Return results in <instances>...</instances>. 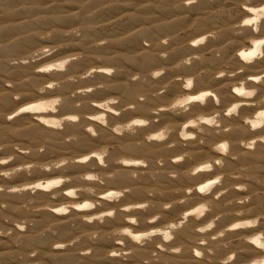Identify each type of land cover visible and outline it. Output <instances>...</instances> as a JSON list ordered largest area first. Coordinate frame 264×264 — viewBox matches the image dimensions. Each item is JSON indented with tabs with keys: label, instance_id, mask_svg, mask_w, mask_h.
<instances>
[{
	"label": "rangeland",
	"instance_id": "374dc122",
	"mask_svg": "<svg viewBox=\"0 0 264 264\" xmlns=\"http://www.w3.org/2000/svg\"><path fill=\"white\" fill-rule=\"evenodd\" d=\"M247 4L264 6V0H194L193 3H189L188 0H0V62L2 63L0 69V130H3V135L0 136V160L11 158L8 163L0 164V172L10 173L7 177L0 175V264H101L94 254L104 253L108 256L112 250H116L115 257L123 264H172L170 261H163L160 256L170 253L171 250L167 247L150 252L147 258L136 259L133 256L134 246H145L152 242L154 236L141 238L137 242L132 237L123 235L119 227L109 230L106 233L108 241L104 247L98 248V233L94 227L105 224L104 220L107 222L108 218L113 217L112 215L87 222L83 215L74 214L69 209L67 213L59 216H46L45 226L36 230V218L43 212L49 211L50 205L48 199L41 198V194L29 186L38 175L34 168L39 164L54 163L60 159L71 160V154L74 158L77 155L86 154L88 149L75 153L48 154V147L43 140L32 141L16 135L13 130H7L6 127L17 126L18 123L26 127L35 122L34 114L24 113L19 115V122L16 123L14 120L18 116L10 115L18 107L38 101L52 102L54 99H59L60 104L54 105L57 111L53 112L51 107L49 109L53 114L52 117L62 122L61 127H56V130L62 132V140L70 143L75 136L67 131V124L78 122L85 124L82 121L83 117L95 111L92 106L94 103L100 104L109 99H116L118 103L109 106L116 108L118 120L115 124L118 125L132 119H147L150 112L164 106L166 107L165 112L168 113L172 122L157 117L153 119L154 122L150 121L146 127H148V134L159 132L165 128L171 129L167 139L158 141L159 143L167 142L166 146L170 150L168 154L155 158L156 168H154L150 180H156L160 173H163L168 179L176 180L179 173L175 167L181 163H187L188 168L192 169L197 164L214 162L211 156L195 157L192 153L187 152L188 141L197 139H183L180 136L181 126L187 120H196L195 126H192L195 135H204L208 133L209 129L218 132L215 128L219 127L220 123L213 125L201 123L199 117L200 115H217V119H220L218 116L221 117L225 114V109L227 110L231 106L232 101L228 99L217 104L216 109L219 110V113L215 109L192 112L191 104L186 106L183 104V107L177 106L175 109H172L171 105L173 102L182 101L191 95L182 91L188 78H193L195 81L190 88L195 91L194 93L206 90L218 93L222 89L227 95L241 84L255 89L248 86L245 76H238V72L243 74L248 71L240 68L237 69V72L226 73V76L219 77L221 83L218 85L211 79L199 81L200 78L205 77V69L187 73L180 70L176 63L171 67L164 63L169 55L173 37H177L184 44L189 45L195 38L206 32L210 41L215 42L219 40L220 30L231 27L234 29L233 35L238 37V46L250 45L251 34L248 29L251 33L264 34V28L261 26L255 28L253 25L241 26L246 18L243 11ZM21 24L28 25L26 29H31L30 33L33 37L21 43L19 47L12 46L10 43L12 39L24 29L8 31L7 28ZM149 30L153 32V35L142 34ZM171 30L174 32H169ZM132 38L134 40L127 42ZM206 43H208L207 40L194 48L198 49ZM45 47L50 52L46 56L42 53V49ZM231 49L232 55L236 56L237 49ZM147 52H152L156 56V60L146 63L144 55ZM195 52L193 55L201 56L200 52ZM72 57L75 59H71ZM191 57L192 55L184 56L182 59L187 60ZM256 58L258 57H255L254 60ZM63 59L70 61L64 71L53 69L37 75L38 68ZM228 63L227 61L223 63L222 68L230 70L231 65ZM99 67H105L112 71L111 73L107 71L105 76H98L94 70ZM168 68L174 69V72L169 74ZM157 71H162L163 74L155 77L153 73ZM34 76H38V80L33 82ZM65 82H69L67 88L63 87ZM49 84L52 87H46ZM116 84L120 86L118 89L110 88V85ZM170 85H175L176 90L170 92L168 90ZM89 89L91 90L89 91ZM128 90H133L131 97L127 95ZM263 96L264 88L256 89V94L250 97L254 103L250 107L259 106L263 101ZM140 103L145 106L144 109L138 108ZM185 109L187 110L185 111ZM124 113L125 117L122 118ZM68 114L77 115L79 118L75 121H67L65 117ZM252 114V108L245 112L226 114V128H232L234 120H238L242 126L247 125L244 118ZM13 121L14 123H12ZM83 124L82 130L86 133L87 126ZM104 124L108 125V121L106 120ZM94 133V135L91 133L90 135L96 137L98 132ZM252 133L251 131L240 137L242 147L246 146L245 142L250 140ZM262 138L259 145H252V149H250L254 151L261 147L263 150L261 159H250L243 162L239 155L230 156L228 151L226 158L234 163V167L224 171L223 166H218L216 169L212 168L214 170L208 173L195 175L198 177V182L207 178L222 177L221 181L216 184L217 186H222L224 179L228 181L226 189L213 195L216 204L210 201H192L191 193L187 192L189 186L192 185L190 181L171 186L172 196L162 195L166 189L156 192L150 190L145 197L130 200L132 202L141 201L144 203L143 205H146L143 207V211L147 213V216L153 217L154 226L150 227L138 221L133 224L131 230L144 233L151 228H165L171 221L180 218L187 208L206 203L210 210L202 217H198L197 220L203 224L213 220L214 227L208 230L209 232L218 227L224 229L232 223L242 220L257 221V223L248 228L232 231L231 236L224 241L221 240L225 238V232H223V236L220 235L221 232L214 235V238L211 236V241H218L217 243L221 245L222 249L219 252H216V244L207 242L208 244H205L202 249L190 244L188 246L189 253H196L197 249H199V253H245L242 247L247 243L248 237L254 234H260L264 244V235H262L264 234V134ZM202 141L199 145H202L204 150L212 147L211 142L204 144ZM214 141L231 143L227 136L224 137L221 134H217ZM101 144L99 146L98 143V147L95 145V149L93 147L89 150L98 152L105 150L107 152L108 150L106 159H104L105 165H101L107 168L109 166L107 157L113 146L110 144L107 147V143ZM173 159H179L174 166L163 165L166 164V161ZM87 161L89 162V160ZM29 164L32 167L28 169L26 165ZM148 164L149 162H145L143 167L146 168ZM93 166L97 170L95 165H91L88 167L89 170L92 169L91 172L94 171ZM17 169L19 170L17 171ZM94 182H87L83 185L86 187H80L86 192L76 193L77 197L92 199L98 191L120 189L115 185H107L105 180L104 183L97 186L95 185L98 184V181ZM89 183L94 187L92 185L88 187ZM164 185H170V183L164 182ZM251 185L256 187L252 192L250 191ZM235 187H239V189H235ZM14 188L18 190L12 191ZM232 189L235 191L230 193L229 191ZM52 191L53 189H50L45 193L51 198L57 199L58 194ZM113 200L118 199L113 198ZM113 200L108 202L112 203ZM60 202L68 205L65 200ZM156 202L159 203V208L152 209ZM97 207H100V210L106 209L102 203L97 204ZM175 207L178 208L176 215L166 213ZM62 216L67 217V228L69 229L67 234L62 233L59 228L58 218ZM217 217L219 218L217 219ZM94 222L96 225H93ZM85 223L89 225L88 230L85 232L78 230ZM37 234L46 238V244L34 241L33 238ZM117 242H121V244L117 246ZM57 244L63 245L56 249ZM183 252L180 247L175 254L180 255ZM255 253H264V250L261 248ZM70 254L74 256V259L64 260V257ZM256 258H262V255H257Z\"/></svg>",
	"mask_w": 264,
	"mask_h": 264
},
{
	"label": "bare ground",
	"instance_id": "6f19581e",
	"mask_svg": "<svg viewBox=\"0 0 264 264\" xmlns=\"http://www.w3.org/2000/svg\"><path fill=\"white\" fill-rule=\"evenodd\" d=\"M243 13L244 15H246L245 20L255 21V23L250 24V25H253L255 28L259 26L264 28V6H253L252 4H247L244 7ZM244 21L241 26H250V25H246ZM27 27L28 25L26 26V25L21 24L17 26H9L7 28L8 31L9 30L12 31L15 29H22V30L24 29L22 32H18L16 34L17 36H15L12 39V41L10 42L12 46L19 47L21 43L33 37L32 34L30 33L31 29H26ZM169 32H174V31L171 30ZM248 32L251 34L250 45L243 44L241 47L237 45L238 37L233 35L234 29H232L231 27L223 28L222 30H220L219 40L215 42L210 41L209 35L206 32L201 34L200 36L195 38L193 41L201 37H207L206 40L208 41V43H206L204 46L198 49L194 48L197 44H194L193 42L188 45V44H184L179 38L173 37L171 47L169 48V55L165 59L166 63L164 64H166L168 67H171L174 63H176L178 64L180 70H183L187 73H195L198 69H205V72H206L205 77L200 78L199 81L203 82L204 79H211L212 82L218 85L221 83L219 79V77H222L220 76L221 72L224 73L223 76H226V73L235 72V71L237 72V69L241 68V69H244L245 71H248V73L242 74L238 72L239 73L238 76L239 77L245 76L248 86L254 87L255 90L256 89L261 90V88H264V55L261 57L259 53H264V44H260L258 42L260 40H264V34L251 33L250 29H248ZM142 34L151 36L153 35V32L149 30L146 32L145 31L142 32ZM132 40L134 39L132 38L127 42H131ZM231 48L237 49L238 52L236 56L232 55ZM195 51L200 52L201 56L197 57L195 56V54L193 55V53H196ZM189 55H192V57L187 58V60L190 59L191 63H185V60H183L182 57L189 56ZM245 57H248V59H245ZM255 57H258V58L254 60ZM111 60H114V59H111ZM154 60H156V56L152 52H147L144 55V61L146 63H150ZM226 61L229 62L228 63L229 65H231L230 70H226V68L225 69L222 68L223 63H226ZM1 68H2V63L0 62V69ZM168 69H169V74L174 72V69L172 68H168ZM94 72L98 76H105L107 69L105 67H99L98 69L94 70ZM41 73L42 72H38L37 75H40ZM32 80L33 82L34 80L35 81L38 80V76H34ZM194 83L195 81L193 80V84ZM68 85H69V82H65L63 84V87L67 88ZM46 87H48V85ZM119 87L120 86L117 84L110 85V88H113V89H118ZM240 87H242L244 91L252 90V88H248L244 84H241L240 86H237L236 88H240ZM168 90L170 92L175 91L176 86L170 85L168 86ZM132 91L133 90H128L127 95L131 97ZM182 91L185 93L191 94L187 98L182 100L181 102H184L183 104H185V106L188 104H191L192 112H199V111H205L209 109H213V110L215 109L216 112L219 113V110L216 109L217 107L216 105L221 102L223 103L224 101H227L229 99V101L230 100L232 101V104L229 108H231L233 105L239 104V108L237 109L238 113L241 111L245 112L246 110L252 108L253 114L251 116H245L244 119L247 125L242 126L240 125V122H238V120L237 121L234 120L233 122L234 124L232 128H228V129L226 128V114H229L228 112L229 108L227 110L225 109V114L223 116L221 117L218 116V118L220 119H217V115H214V116L200 115L199 121L201 123H204L203 121L207 119L215 118L216 123L221 124V125L219 124V127L216 125L217 127L215 128L217 129L219 133L213 132V130L209 129L208 133L204 135H195V133L193 132V129H192L193 123H190V122L196 123V120H187L186 122H184L181 126L180 132L182 131L185 132V134L189 136L188 139H193V138L197 139V140L188 141L187 152L192 153V155L195 157L211 156V158L214 159V162H206L202 164H197L192 169L188 168V166L186 165L187 163L178 164L175 167L179 173V176L177 177L176 180L168 179L163 173H160L156 177V180L154 181L150 180L153 174L154 168H156L155 158L160 155L168 154L170 150L166 146L167 142L159 143L157 140H148L147 137L149 135H153L157 132L148 134V127L146 126H134V128L136 129L135 132H130L127 130H125L123 134H119L115 132L113 130L114 128L118 126H123L131 122L133 119L121 125L115 124L117 123L116 121L118 120V117H116L117 112L114 106H110L111 108L114 109V111L109 113L107 112V110L105 109L103 110L100 107H98L99 104L94 103L92 105L95 111L93 113L90 112L91 114L89 113L88 116H84L82 120L85 123V124L83 123L82 124L87 126V129H86L87 134L84 133V131L82 130L83 127H82V124H80L81 122L67 124V131L75 136L74 139L70 143L64 142L62 140V137H63L62 132L56 130L54 123L45 124L43 122L45 119H48L50 121L58 120L52 117L53 114L49 109L51 102L38 101V102H33L31 104H27V105L34 104L38 106L39 111L35 113L19 112V109L21 107H24L27 105H22L18 107L17 109H15L11 113L10 116H13V117L18 116V118L14 120L16 121V123L19 122V115L24 114V113L34 114L35 122L30 123L26 127H23L25 125L18 123L17 126L10 125L6 127V129L13 130L16 135L26 137L35 142H37L38 140H43L48 147V151H47L48 154H52L55 152H60V153L61 152H65V153L72 152L73 153L74 152L75 153L80 150L88 149V152L86 154L77 155L74 158H72L73 154H71L72 156L71 160H68L69 161L68 162L66 159L67 163H62L65 160L60 159L59 161H56L54 163L39 164L38 166L34 168L35 171L38 173V175L36 176V178L34 177L36 180L31 185H29L30 188H32V185L36 183H47L50 180H54V179L63 180L62 184L52 188L53 189L52 192L58 194L57 199L51 198L47 193H45L46 190L44 189H35L38 192V194H41V198L48 199L49 205H50L49 211L43 212L41 215H39V217L37 216L38 218H36V230L41 229L42 227L45 226L47 222L46 216H49V215L59 216L63 214V213L56 211V209L60 207H67L74 214L83 215L87 222L90 220L94 221L102 217L104 218L106 216H109L106 213L112 212L113 217L111 219L108 218L107 222L104 220L105 224L97 226L95 222L93 223V225H96L94 229L97 230L96 232L98 233V240H99L98 248L104 247V244L108 241V239L106 238V233L109 230H111L113 227H119L121 229L122 234L125 236H128L127 234L123 233V229L125 228L129 229L133 233L134 236H140L141 238L147 237L143 235L144 233H148V232L154 233L153 235H151V237L154 236V238H152L151 243H148L145 246H134L133 256L139 260L149 257L150 252L152 251H159L163 249L164 247H167L168 249L171 250L170 253L161 254L160 256L162 257L163 261L164 260L170 261L172 262V264H261V262H264V253H255L256 251H258V249H261V248L258 245L251 243V239L260 234H254L248 237L247 243L244 244L242 247L245 253H229V254L227 253H199V249L196 250V253H189L188 246L190 244L195 245L196 247H199L202 249L205 244H208L210 242L211 244H216V252H219L221 251L222 247L220 244L217 243L218 241H211V236H213L212 238H214V235H217L219 232H225L226 236L224 239L221 240V241H224L229 236H231L232 231L248 228V227H243V228L232 229L230 227L234 223L242 222L243 221L242 220V221L234 222L224 229H221L218 227L215 230L209 232L206 226L208 223H214V221L210 220V222L203 224L202 222L197 220L198 217L200 216L196 211V209L201 204H204L205 206H207L206 203H200L199 205L195 207L187 208L186 210L183 211L180 218H178L176 221H171L169 223V225L171 224L179 225V227L177 228L172 229V228H169V225H168L165 228H151L147 232H144V233H137L131 230V227L133 226V224L138 221L150 227L154 226L153 220H152L153 217L147 216V213H145L143 211V207H141V205H143L144 203L141 201L132 202L130 200L132 198L145 197L147 192L150 190H153L156 192V191L166 189V191L163 190L164 192L162 193V195L172 196L171 195L172 193L170 191L171 186L175 184L178 185L185 181H190L192 182V185L189 186L187 192L191 193L190 199L192 201L194 202L210 201L213 204H216V202L214 201L215 197L213 195L219 193L223 189H226V187L228 186L227 185L228 181L224 179L222 186H217L216 184L213 185L208 194V192L206 193L201 192L200 188L204 184H207L210 181L214 180L216 177L207 178L203 181L198 182L197 181L198 177H196L195 175H200L202 173H208L209 171L214 170V169H211V170L203 169L202 165L204 164H212L213 165L212 168L214 167L215 169L218 168V165L215 164V161L218 159L223 161L222 166H223L224 171H226V169L234 167V163H232L230 159L226 158V155L224 153H221L220 151L216 150L217 146L220 143L227 142V141H222V142L214 141V139L216 140L217 134L218 135L221 134L224 137L227 136L230 139L231 143L230 144L228 143L229 144L228 154H230V156L237 154L240 156V160L243 162L249 161L250 159L258 160L262 158L263 150L261 147H258L257 149L254 148L255 149L254 151H251L250 149H252L251 148L252 145H256V146L259 145V142L262 141L263 139L262 137L264 134V114L262 113H264V96H263V101L261 102V104L253 108V107H250L254 104L253 100H250V97L241 95L236 91H233L232 93L226 95L224 94V91L222 89H220L218 93H215L214 91H211V90H206V91H211L214 95L206 97V100L204 103H201L198 100L190 99L193 96L199 95L203 91L194 93L195 91L193 89L185 88V87H183ZM173 104H177V106H180V103H178V101L173 102L172 105ZM138 108L144 109L145 106L140 103L138 104ZM165 110H166V107L164 106L161 108H157L156 110H153L152 112L149 113V116L146 120L150 122L157 117H161L162 120L164 119L166 121L172 122V119H170L168 113L165 112ZM100 114L106 115V120L108 121V125H105L104 123L102 124L99 121L92 119L93 116L100 115ZM68 116H73V114H68L66 117ZM124 117H125V113H124V116H122V118ZM66 120L71 121L68 119ZM14 121L12 123H14ZM152 122H154V120ZM253 124H258L259 127L253 128L252 127ZM262 124L263 126L261 127ZM185 125H187V127H185ZM19 126L21 128H17ZM90 128L92 129V132L94 130L98 132V135L96 134L97 135L96 137H92L90 135V133L93 135L95 134L94 133L95 131L93 133L92 132L89 133L88 130ZM227 130L229 131L226 132ZM2 131L3 130H0V136L3 135ZM251 131L253 132L252 137L250 138L249 141L245 142L246 146L242 147L243 144L240 143V140H239L240 137ZM201 141L204 144L211 142L212 147L209 148L208 150H204L205 148L203 149L202 145H199ZM98 143H99V146L101 143H105V144L107 143L108 145L107 147H109L110 144L113 146V149L110 152V154L108 153L109 156L107 157V161L109 162V166L107 168H104L103 166H101L97 158L93 155V153H99V152L96 150H89V149H92L93 147L94 149L98 147L97 146ZM249 145L251 146L249 147ZM107 152L109 151L107 150ZM67 157H70V156H67ZM85 157H88V159L85 160ZM104 159H106V157H104ZM87 160H89V162ZM176 161H179V159L178 160L173 159L171 161H166L165 162L166 164H163V165L174 166ZM145 162H149L146 168L143 167ZM57 165H59V167H57ZM91 165H95L97 167V170H95L96 168L94 169V166H93L94 171L103 180H105L107 185H115V186L120 187V189L119 190L98 191L95 194V197L94 198L92 197V199H83L82 197L81 199L80 197H77V195L68 196L67 192L72 191V190L80 194L85 193L86 192L85 189L83 188L80 189V187H82L87 182H94V181H88L84 179V177L88 174H95L94 171L91 172L92 169L90 170L88 169V167ZM57 173L60 175L59 176L56 175ZM164 182H169L170 185H164ZM99 184L100 183L98 182V184H96L95 186ZM90 185L92 184L89 183V185L87 186L89 187ZM83 187H86V186H83ZM88 187L86 188V190L88 189ZM235 189H239V187H235ZM254 189H256V187L251 185L250 191L252 192ZM110 191L111 192H121L123 193V195L118 197L117 198L118 200L116 201H114L112 198L113 202L111 203V202H108L111 199L105 198L106 194ZM234 191L235 190L232 189L229 192L233 193ZM220 197H221V194H220ZM224 198L226 201V194L224 195ZM62 200H65L66 202H68L67 203L68 205L62 204L60 202ZM156 200L157 201L159 200L158 197L156 198ZM85 202L93 203L95 206L91 209H82V208L74 207V205L83 204ZM101 203L106 208L105 210H100V207L96 208L97 204L100 205ZM155 204L156 205L153 206L152 209L159 208V203L156 202ZM166 213L171 214V215L172 214L176 215L178 213V208L175 207L174 209ZM58 221H59V228L61 232L67 234L69 232V229L67 228V224H68L67 217H63V216L59 217ZM88 228H89V225L85 223V225L80 226L78 230L85 232L86 230H88ZM201 228H204L206 230L200 231ZM163 231H168L169 234L173 236V239L165 241L162 236ZM33 239L34 241L38 243L46 244V238L42 235L37 234ZM260 243L263 244V241L261 238H260ZM116 244L118 246L121 244V242H117ZM62 245L63 244H57L55 248L56 249L61 248ZM180 247L183 249L184 252L181 253L180 255H176L175 252ZM115 253H116V250H112L111 254L108 256L105 255L104 253H96L94 254V256L98 258L101 264H123L116 259ZM197 253H199V255H197ZM257 255H262V258L260 259L256 258ZM230 256L233 258L229 259ZM73 259H74V256L71 254L66 255V257H64V260L71 261ZM30 264H40V263H30Z\"/></svg>",
	"mask_w": 264,
	"mask_h": 264
},
{
	"label": "clouds",
	"instance_id": "9594fccd",
	"mask_svg": "<svg viewBox=\"0 0 264 264\" xmlns=\"http://www.w3.org/2000/svg\"><path fill=\"white\" fill-rule=\"evenodd\" d=\"M189 3H193L194 0H188ZM207 39V37H201L195 41H193L194 44H202L205 42V40ZM258 43L260 44H264V40H260ZM42 53L43 55H49L50 52H49V49L47 47L43 48L42 49ZM39 55V54H37ZM259 55H264V53H259ZM71 59H75V57H72ZM245 59H248V57H245ZM69 59H63V60H60L56 63H51V64H48L46 66H43V67H40L37 69L38 72H48V71H51L53 69H56V70H60V71H64L66 69V66L69 64ZM185 63H191V60L188 59V60H185ZM109 73H111V69L107 70ZM162 71H157V72H154L153 75L155 77H159L160 75H162ZM224 73L221 72L220 73V76H223ZM193 86V79L189 78L186 80L185 84H184V87L185 88H191ZM48 87H52L51 84L48 85ZM91 89H89L90 91ZM41 91H43V89H41ZM234 91L238 92L239 94L241 95H244V96H248V97H251V96H254L256 94V90L255 89H252L250 91H244L242 87L240 88H235ZM214 95L211 91H203L201 92L199 95H196V96H193L191 98H194V100H198L200 101L201 103H204L205 100H206V97L208 96H212ZM118 103V101L116 99H109L105 102H102L98 105V107H100L101 109H105L107 110V112H113L114 109L111 108L109 105H114ZM60 104V100L59 99H54L52 100L51 102V105L50 107L52 108V111L55 112L57 111L56 107H54V105H58ZM177 107V104H173L171 105V108L172 109H175ZM180 107H183V104H180ZM239 108V104H236V105H233L231 108H229L228 112L229 114H234L237 112V109ZM187 109H185L186 111ZM39 111V108L38 106L36 105H27V106H24V107H21L19 109V112L23 113V112H32V113H35ZM264 114V113H262ZM66 119L68 120H72V121H75L78 119L77 116L73 115V116H68L66 117ZM92 119L96 120V121H99L100 123H105L106 122V115L104 114H100V115H95L92 117ZM45 124H49V123H54L55 127L59 128L62 126V122L60 120H55V121H50L48 119H45L43 121ZM204 123L206 124H209V125H213V124H216V119L215 118H212V119H207L205 121H203ZM190 123H193V125L195 126V122H190ZM250 123V121H249ZM149 124V121L146 120V119H140V118H137V119H133L131 122L123 125V126H118L116 128H114L113 130L119 134H123V132L125 130L127 131H130V132H134V126H147ZM185 127H187V125H185ZM253 128H257L259 127L258 124H253L252 125ZM89 131H92V129L90 128ZM172 130L171 129H163L153 135H149L147 137L148 140H157V141H163L165 139H167V135L170 134ZM180 136L183 137L184 139H188L189 136L185 134V132H180ZM251 145H249L250 147ZM228 149H229V144L228 142H223V143H220L216 150L217 151H220L221 153H224L225 155L228 153ZM93 155L97 158V160L99 161V163L101 165L104 164V157L107 155V152L106 151H103V152H99V153H93ZM11 158H9L10 160ZM88 159V157H85V160ZM9 160H0V164H6L9 162ZM62 163H67V161H63ZM215 164L218 165V166H222L223 165V161L222 160H216L215 161ZM27 168H31L32 165H26ZM57 167H59V165H57ZM213 167L212 164H204L202 165V168L203 169H207V170H211ZM19 169H17L18 171ZM199 170V169H198ZM0 175H3V176H9L10 173L7 172V171H4V172H0ZM84 179L88 180V181H98L99 183H104V180L97 174H88L84 177ZM222 177L220 176H217L214 180L210 181L209 183L207 184H204L201 188H200V191L201 192H209L212 188L213 185L219 183L221 181ZM63 183V180L61 179H54V180H50L49 182L47 183H36L34 185H32V188L33 190L35 189H44V190H50L52 189L53 187H56V186H59L60 184ZM17 189H12V191H16ZM89 191L91 192L92 189H89ZM67 195L68 196H75L76 195V192L74 190L72 191H68L67 192ZM123 193L121 192H108L106 194V199H112V198H118L120 196H122ZM95 205L93 203H90V202H85L83 204H78V205H74V207H77V208H82V209H91L93 208ZM146 205H141V207H144ZM68 208L67 207H60L58 209H56V211L60 212V213H67L68 212ZM210 209L205 206L204 204H201L197 209V213L199 214V216H203L206 212H208ZM107 215L111 216L113 213L112 212H108L106 213ZM219 217H217L218 219ZM135 222V221H133ZM257 223V221H242V222H237V223H234L232 224L230 227L232 229H237V228H243V227H249V226H254L255 224ZM179 227V225L177 224H171L169 225V228H177ZM214 227V223H208L206 228L208 230L212 229ZM206 229L204 228H201L200 231H205ZM159 231V230H158ZM123 233L124 234H127L128 236L132 237V239L136 240L137 242L140 241L141 237L140 236H134L133 233L125 228L123 229ZM154 233L152 232H148V233H144L143 235L144 236H151L153 235ZM224 233L221 232L220 235H223ZM264 235V234H262ZM162 236H163V239L165 241H168V240H171L173 239V236L169 234L168 231H163L162 232ZM260 238L261 236L260 235H257L255 236L254 238L251 239V243H254L256 245H258L260 248H264V244H261L260 243ZM178 251V249H177ZM233 257H229V259H232ZM261 264H264V262H261Z\"/></svg>",
	"mask_w": 264,
	"mask_h": 264
},
{
	"label": "snow or ice",
	"instance_id": "6c2138e0",
	"mask_svg": "<svg viewBox=\"0 0 264 264\" xmlns=\"http://www.w3.org/2000/svg\"><path fill=\"white\" fill-rule=\"evenodd\" d=\"M249 11H251V10H249ZM244 23L246 25H250V24L255 23V21H253V20H245ZM190 99L194 100V98H190ZM178 103L183 104L184 102L178 101ZM197 255H199V253H197Z\"/></svg>",
	"mask_w": 264,
	"mask_h": 264
}]
</instances>
